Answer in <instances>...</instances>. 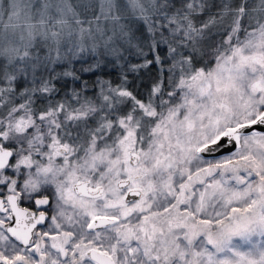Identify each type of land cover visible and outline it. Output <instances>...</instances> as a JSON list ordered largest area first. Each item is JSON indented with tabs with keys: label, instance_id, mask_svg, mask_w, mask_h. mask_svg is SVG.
<instances>
[{
	"label": "snow or ice",
	"instance_id": "6c2138e0",
	"mask_svg": "<svg viewBox=\"0 0 264 264\" xmlns=\"http://www.w3.org/2000/svg\"><path fill=\"white\" fill-rule=\"evenodd\" d=\"M0 264H264V0H0Z\"/></svg>",
	"mask_w": 264,
	"mask_h": 264
}]
</instances>
